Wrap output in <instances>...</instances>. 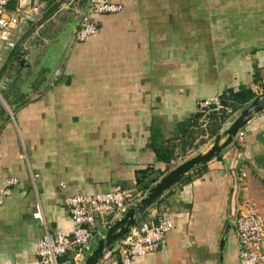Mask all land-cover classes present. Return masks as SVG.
<instances>
[{"label":"crops","instance_id":"1","mask_svg":"<svg viewBox=\"0 0 264 264\" xmlns=\"http://www.w3.org/2000/svg\"><path fill=\"white\" fill-rule=\"evenodd\" d=\"M111 1L121 11L93 15L97 33L85 42L74 40L51 81L46 79L55 63L46 66V52L30 64L34 50H13L8 41L36 40L68 5L7 3V15L18 22L0 29V189L9 177L18 183L0 205V264H39L37 244L45 230L67 236L73 231L69 196L118 185L135 188L146 169L159 176L158 182L206 153L264 93V0ZM71 3L76 18L71 12L57 21L64 27L53 37L65 38L88 7V0ZM2 45L11 51L5 59ZM23 49L28 52L23 63L29 65L24 69H32L36 78L15 86L21 62L16 72L7 68ZM239 90L254 94L242 109L228 108L222 117L198 112L199 100ZM242 130V140L235 137L218 157L193 168L138 219L165 217L173 228L156 251L134 257L131 264H234L236 205L246 199L256 206V195L264 191V170L254 163L264 155V110ZM157 146L173 149L169 162L158 157ZM130 208L97 218L90 249L77 260L71 255L58 260L83 264ZM115 245L104 251L106 264L118 258Z\"/></svg>","mask_w":264,"mask_h":264},{"label":"built area","instance_id":"2","mask_svg":"<svg viewBox=\"0 0 264 264\" xmlns=\"http://www.w3.org/2000/svg\"><path fill=\"white\" fill-rule=\"evenodd\" d=\"M8 1L0 0L1 30L15 26L18 22L16 16L7 15ZM48 1L64 2L65 0ZM121 9L120 4L111 0H88V7L74 33L75 42H85L97 33L98 26L92 19L93 15L114 14ZM8 46L14 48L15 43L8 41ZM197 110L203 116L213 111L218 117H222L227 115L228 107L223 104L220 97H214L199 100ZM244 136V130L240 129L236 138L242 140ZM17 183L18 180L15 177L6 178L3 188L0 189V205L12 194L13 187ZM147 192L118 185L111 191L95 195L69 196L66 202L74 225L73 231L67 236L62 233L51 234L45 230L37 244L36 253L39 264H64L58 258L65 255H71L77 260L90 249L97 218L125 211L126 208L139 202ZM35 217L41 218L39 213ZM233 225L239 248L238 263L264 264V217L256 206L246 199L239 202L236 205ZM172 228L173 222L165 217H160L158 220L140 219L125 236L115 242L114 251L118 253V258L107 264H131L134 257L145 256L156 251ZM97 264H106V261L101 257Z\"/></svg>","mask_w":264,"mask_h":264},{"label":"water","instance_id":"3","mask_svg":"<svg viewBox=\"0 0 264 264\" xmlns=\"http://www.w3.org/2000/svg\"><path fill=\"white\" fill-rule=\"evenodd\" d=\"M84 13L76 20L75 25L66 31V37L62 42V49L57 60L54 62V68H51V74L47 77L46 81H51L60 73L67 53L74 42V31L81 22ZM27 50H19L13 57L7 70L16 72V62H21L20 69L22 70L29 65H24L26 60L23 57L27 54ZM24 62V63H23ZM15 65V66H14ZM19 69V70H20ZM19 70L17 73H19ZM13 74V73H12ZM3 76L2 80L5 79ZM29 81V80H28ZM19 83V79L15 82ZM13 86V85H12ZM264 110V93L257 96L248 106L240 111V114L232 122V124L223 132L218 134L214 140L212 147L204 154H198L182 164L178 165L167 174H165L158 182H156L147 192V194L134 206H132L125 215L117 220L107 231L106 235L99 240L97 245L94 247L91 254L87 257L83 264H97L99 259L103 256L104 251L110 248L116 241L125 236L128 231L137 224L138 219L143 213L154 204V202L170 187L178 183L187 173H189L197 165L205 164L211 159L216 158L220 155L221 151L229 144H231L236 137L238 131L242 129L257 113ZM223 139L225 142L221 143ZM256 166L264 170V155H260L254 158ZM226 238L223 236L220 244L221 255L224 251Z\"/></svg>","mask_w":264,"mask_h":264},{"label":"rangeland","instance_id":"4","mask_svg":"<svg viewBox=\"0 0 264 264\" xmlns=\"http://www.w3.org/2000/svg\"><path fill=\"white\" fill-rule=\"evenodd\" d=\"M71 0H65V5L68 7L67 8H70V9H63L62 13H60V20H58V18L56 19L57 21H65L64 20V16L66 15L67 17H70L71 15L73 17H75V15L77 14H73V6H72V3L71 4H68L70 3ZM74 2V1H73ZM61 4H64V3H61ZM71 5V6H69ZM64 6V7H66ZM64 12V14H63ZM65 12L67 14H65ZM72 12V13H71ZM71 13L70 16H68V14ZM76 18V17H75ZM74 18V19H75ZM43 19V18H41ZM56 21V22H57ZM51 22L50 24H48L47 26H45L44 28V31H42L36 40H31V38L29 40H22L20 37L16 38L15 37V40H14V43H15V46L14 48H12L13 50L15 49H22V48H26V49H33L34 50V56H32L31 58H29V63L30 64H34L37 60H38V56H36L38 53H40L41 55L45 54L44 58L42 61H47V65L46 66H49L50 64L54 63L59 54H60V51H61V45H62V42H63V39H64V36H62L61 34V37L60 39L55 36L53 37V34L54 33H57L58 30L62 29L64 26L61 25V23L59 22ZM72 23V22H71ZM70 24L67 22L66 26H69ZM3 43V42H2ZM50 45V46H49ZM49 46V48H48ZM5 47L2 45V51H3V56H4V59L5 57L11 52L10 50L7 52L6 50H4ZM17 49V50H18ZM5 51V52H4ZM4 63V62H3ZM1 62L0 65L3 64ZM33 70L28 68L27 70L26 69H23L22 68L19 70V73L16 74V79L14 80L13 84H15V82L19 79V83H17L16 85L17 86H21V83H23L22 81L23 80H31L33 81L34 78V75H33ZM180 165V164H179ZM256 208L258 209V211L262 214V216L264 217V191L261 193L260 197L259 195L257 196L256 195ZM238 244V243H237ZM238 246L232 248V252L235 254L237 253V249L239 251V248H237ZM231 260L234 264H239L238 263V253H237V256L233 255L231 257Z\"/></svg>","mask_w":264,"mask_h":264},{"label":"trees","instance_id":"5","mask_svg":"<svg viewBox=\"0 0 264 264\" xmlns=\"http://www.w3.org/2000/svg\"><path fill=\"white\" fill-rule=\"evenodd\" d=\"M253 98H254V94L250 90H239L236 92L230 91L229 95L223 94L221 96L223 104L227 106L229 109H231V111L233 110L234 112L242 109ZM217 126L218 128H220L221 124H218ZM154 149L158 157L164 162H169L170 158L173 155V149L170 148H163L157 146L154 147ZM152 172H153L152 169H146L139 172V177L137 178L136 187H135L137 190L146 192L147 189L150 187V185L158 180L159 176L151 177Z\"/></svg>","mask_w":264,"mask_h":264}]
</instances>
